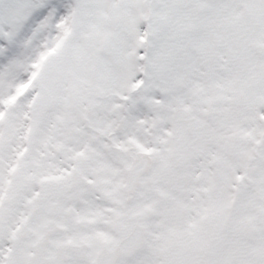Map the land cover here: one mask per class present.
Segmentation results:
<instances>
[{
    "label": "snow or ice",
    "instance_id": "1",
    "mask_svg": "<svg viewBox=\"0 0 264 264\" xmlns=\"http://www.w3.org/2000/svg\"><path fill=\"white\" fill-rule=\"evenodd\" d=\"M0 264H264V0H0Z\"/></svg>",
    "mask_w": 264,
    "mask_h": 264
}]
</instances>
